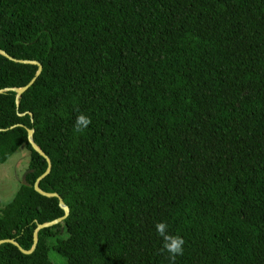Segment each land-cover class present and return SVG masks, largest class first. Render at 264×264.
Returning a JSON list of instances; mask_svg holds the SVG:
<instances>
[{
	"label": "trees",
	"instance_id": "obj_1",
	"mask_svg": "<svg viewBox=\"0 0 264 264\" xmlns=\"http://www.w3.org/2000/svg\"><path fill=\"white\" fill-rule=\"evenodd\" d=\"M0 264H264V0H0ZM91 124L74 131L78 115Z\"/></svg>",
	"mask_w": 264,
	"mask_h": 264
},
{
	"label": "water",
	"instance_id": "obj_2",
	"mask_svg": "<svg viewBox=\"0 0 264 264\" xmlns=\"http://www.w3.org/2000/svg\"><path fill=\"white\" fill-rule=\"evenodd\" d=\"M0 54L5 56L6 58L12 60V61H15V62H19V63H27V64H34V65H37V70H36V73L35 75L31 78V80L25 84L24 86L22 87H14V88H11L12 90H14L16 92V105H18V100L17 98L34 82L35 78L38 76V74L40 73L41 69H42V66L39 62L37 61H34V60H25V59H16V58H13L11 57L9 54H7L5 51L1 50L0 49ZM4 89H0V93L3 92ZM27 130V140L29 142V144L31 145L32 149L35 150L39 155H41L47 162V168L46 170L41 174L39 175L34 184H33V187L35 189V191H37L39 194L43 195V196H46V197H56L58 199V205L63 209L64 211V215L55 219V220H52V221H49V222H46V223H42V224H38L36 229L34 230V233H33V245L32 247L29 249V250H24L22 248L19 247L18 243L13 240V239H0V244L2 243H11L15 246H17L19 248V250L22 252V253H31L32 250L34 249L36 243H37V236H36V233L39 229L41 228H44V227H48V226H51V225H54L60 221H62L69 213V207L64 203L63 199L61 198V196L56 193V192H45L43 191L42 189L39 188V182L40 180L49 173L50 171V168H51V161L49 159V157L43 152V150L38 147L34 141H33V129L31 128H26Z\"/></svg>",
	"mask_w": 264,
	"mask_h": 264
},
{
	"label": "rangeland",
	"instance_id": "obj_3",
	"mask_svg": "<svg viewBox=\"0 0 264 264\" xmlns=\"http://www.w3.org/2000/svg\"><path fill=\"white\" fill-rule=\"evenodd\" d=\"M28 154L25 148L15 151L5 162L0 163V204L8 202L22 183ZM50 259L56 264H66L65 259L51 250Z\"/></svg>",
	"mask_w": 264,
	"mask_h": 264
},
{
	"label": "clouds",
	"instance_id": "obj_4",
	"mask_svg": "<svg viewBox=\"0 0 264 264\" xmlns=\"http://www.w3.org/2000/svg\"><path fill=\"white\" fill-rule=\"evenodd\" d=\"M91 124V119L80 114L76 118L74 125V131L77 133H82ZM155 229L157 234L163 239V250L169 254V259L175 264L177 256H182L184 252L185 241L182 237L172 235L168 232V225L164 222H159L155 224Z\"/></svg>",
	"mask_w": 264,
	"mask_h": 264
}]
</instances>
